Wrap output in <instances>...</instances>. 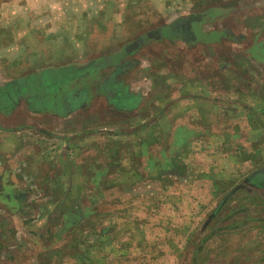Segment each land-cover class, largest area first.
I'll return each mask as SVG.
<instances>
[{
    "label": "rangeland",
    "instance_id": "374dc122",
    "mask_svg": "<svg viewBox=\"0 0 264 264\" xmlns=\"http://www.w3.org/2000/svg\"><path fill=\"white\" fill-rule=\"evenodd\" d=\"M151 1L167 2L145 0L143 5H137V0H0V90H4L5 83L26 77L31 78L25 79L24 85L36 89L35 76H40L47 67L65 65V61L74 59L72 53L62 54V44L56 46L59 39H34L44 33H54L63 27L62 30L76 37L80 24L82 35L89 36L80 41L81 56L90 61L103 55L105 38L111 32L110 24L113 27L117 24L129 27L123 31L124 36H129H125L123 41L128 42L132 40L130 34L133 31L130 28L138 24L141 26L142 21L148 29L157 23L158 17L178 16L182 20L189 15L197 17L199 14L196 11L201 9L199 3L198 7L189 5L190 1L201 0H174L176 5L156 8L155 14L152 6H148ZM249 2L254 4L246 7L247 13L228 14L227 18L231 23H238V27L228 25L230 28H227L225 25L224 41L212 38L217 36L215 33L206 34L211 35L210 40L197 44L204 47V52L197 53L192 49L176 57L171 54L169 63L177 64L174 66L177 69L172 70L179 77H202L200 83H204V78H234L236 75L232 66L236 65L240 82L234 87L229 82L224 87V93L227 96L232 95V90L240 93V108H236L240 115L235 120L221 119L226 121L228 130L244 131L247 126H252L255 132L248 133L247 138L244 133L235 135L232 142H228L233 148L211 147L209 152H204V126L209 123H204L202 103L200 111L192 118L180 120L192 131L176 128L175 145L185 143L189 137L192 139L182 149L164 151V157L171 159L167 165L165 161L147 164L146 157L125 160L127 143L120 139V126L113 127L116 135L107 141L108 151L98 146L100 149L96 152V169L104 174L95 182L92 212L87 211L84 221L77 225L63 222L62 214H45L50 222L60 224L59 231H49L48 255L52 260L49 264H264V60L262 57L256 59L255 71L251 74L248 50L242 49L236 54L233 51L236 45L254 46L257 42L251 37L239 39L235 36L237 30L242 32L244 29L250 36L256 29L243 23V14L264 17V0ZM232 6L223 7L229 9ZM211 14L216 16L214 8L204 6V29L217 26L205 24L211 22L208 21ZM109 15H113V21L104 22ZM93 16L100 27L106 25L105 31L96 30V24L92 25L94 29H88L84 20ZM239 23L242 28H239ZM178 24L170 27L175 30ZM87 43L92 47L95 44L101 54L96 55L92 48L87 49ZM253 50L259 53L263 48L255 47ZM208 63H219V69L208 66ZM220 64L224 70H221ZM185 65L188 69H184ZM190 67L192 70H189ZM212 68L217 71L213 77ZM221 119H211L210 127L214 132L221 128ZM166 120L169 121V117L161 118L165 129L169 124ZM166 133L161 141L166 139ZM4 141L7 139L0 137V143ZM103 142L101 140L96 144L103 147ZM150 151L149 158H159L158 149ZM8 152L3 156L6 160ZM121 169L122 172L135 173L136 180L128 181L125 173L124 182H104L106 173L121 172ZM74 175L77 177L78 173L70 176ZM249 176L254 179L249 181ZM106 185L112 188L109 190L112 199L108 197ZM111 200L113 202L109 203ZM80 201L90 205L86 199ZM234 210L239 212L231 215ZM217 227L220 228L217 230ZM236 240L243 243L239 245Z\"/></svg>",
    "mask_w": 264,
    "mask_h": 264
},
{
    "label": "crops",
    "instance_id": "0c3cea01",
    "mask_svg": "<svg viewBox=\"0 0 264 264\" xmlns=\"http://www.w3.org/2000/svg\"><path fill=\"white\" fill-rule=\"evenodd\" d=\"M173 1H151L148 6H152L156 14V8L168 7L175 4ZM144 2L145 0H137L136 4L143 5ZM198 3L201 9L196 11L199 14L197 17L189 15L182 20L178 16L163 19L158 17L157 23L148 29L142 21L141 26L138 24L130 28L133 31L130 34L132 40L128 42L123 41L128 36H124L123 31L129 27L124 24L113 27L110 24L111 32L105 38L107 40L102 50L103 55L90 61L81 56L83 51L80 41L89 36L82 35L80 24L76 37L71 35V38V33L61 27L54 33L50 31L49 34L44 33L34 38L42 41L59 39V42L56 40V46L62 44V54L72 53L74 59L65 61V65L47 67L40 76H35L36 89L24 85V80L31 78L26 77L5 83L4 90H0V137L7 139L0 143V264L52 262L48 255L49 231H59L60 224L50 222L45 214H62L63 222L77 225L84 221L87 211L92 212L90 208L94 205L95 182L104 174L96 169V152L100 149L98 146L105 152L108 151L107 141L116 135L113 127L120 126V139L127 143L125 160L146 157L147 164H152L153 161L167 163L171 159L164 157L165 150L170 152L175 148L182 149L190 143L191 137L176 146L175 129H189L180 120L192 118L200 111L202 103L204 123H209L204 126V152H209L211 147L233 148L228 142H232L235 135L244 133L247 138L248 133L255 132L252 126H247L244 131L228 130L225 127L226 121L221 119L227 117L235 120L240 115L236 109L240 105V93H235V90H232L231 96L224 93V87L229 82L233 83V87L240 82L236 65L232 66L236 77L204 78V83H200L202 77H179L172 70L177 69L174 67L177 64L169 63L171 54L176 57L177 54L192 49L197 50V53L204 52V47L197 44L199 41L210 40L211 35L206 34L215 33L217 36L212 38L224 41L225 25L238 27V23H231L227 18L228 14L247 13L246 7L254 3L249 0H201L190 1L189 5L198 7ZM231 4L232 8L224 9ZM186 6L187 4L184 5ZM204 6L213 7L216 12V16L211 14L208 20L211 22L205 24H217L216 27L204 29ZM95 16L84 20L88 29H94L95 26L92 25L97 22ZM112 16H106L105 21H100H113ZM243 16V23L253 25L256 29L250 36L244 29L242 32L237 30L238 34L234 35L237 34L235 36H239V39L251 37L257 39V42L254 46L236 45L233 51L236 54L242 49L248 50L251 55L248 66L252 70L250 73L254 74L256 59L262 57L264 60V44H260L264 42V17H251L248 14ZM177 22L179 24L173 30L170 26ZM96 26L99 32L107 29L106 25ZM239 28H242L240 23ZM93 45L94 47L87 43L85 46L87 49L92 48L96 55L101 54L102 51H97L96 45ZM255 47H262L263 50L258 53L253 50ZM56 53L62 56L61 53ZM218 64L208 63V66H214L218 70ZM214 68L211 69V77L217 75ZM220 68L224 70L222 64ZM184 69H188V66L185 65ZM163 117H169L166 129L161 124ZM211 119H221L218 132L210 127ZM165 133L167 137L161 141ZM101 140H104L103 147L96 144ZM154 149H158L159 158H149L150 150ZM5 152H8L7 160L6 156L3 157ZM75 173H78L77 177L70 176ZM125 173L128 181L134 180L135 173L122 172L121 169V172H109V175L106 173L104 182H124ZM250 178L254 179L247 177L249 181ZM134 182L136 181L131 183ZM105 188L109 199H112L109 195L112 188L108 185ZM133 197L137 198L138 195ZM81 199H86L90 205L82 204ZM112 202L111 200L109 203ZM237 211H232L231 215ZM236 242L239 245L243 243L242 240Z\"/></svg>",
    "mask_w": 264,
    "mask_h": 264
}]
</instances>
